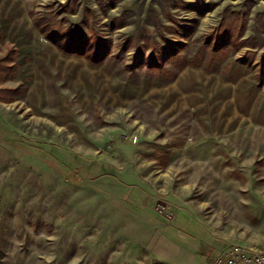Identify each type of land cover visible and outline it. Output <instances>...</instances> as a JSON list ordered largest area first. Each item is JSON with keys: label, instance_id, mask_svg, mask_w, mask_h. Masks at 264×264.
Segmentation results:
<instances>
[{"label": "rangeland", "instance_id": "1", "mask_svg": "<svg viewBox=\"0 0 264 264\" xmlns=\"http://www.w3.org/2000/svg\"><path fill=\"white\" fill-rule=\"evenodd\" d=\"M67 1L0 0V264H210L264 242V0ZM51 10L90 16L105 61L47 39Z\"/></svg>", "mask_w": 264, "mask_h": 264}, {"label": "trees", "instance_id": "2", "mask_svg": "<svg viewBox=\"0 0 264 264\" xmlns=\"http://www.w3.org/2000/svg\"><path fill=\"white\" fill-rule=\"evenodd\" d=\"M72 4H73L72 0H68L65 3L64 7L68 8L69 12L75 13L77 12L76 11L77 9L75 7H71ZM114 7H115V2H112L108 7H106V9L108 8L111 9ZM91 12L93 11L91 10ZM59 15H60L59 10L58 11L51 10V11L43 12L40 15H38V17L35 18L34 23L36 27L45 35V37L50 41H52L63 53L86 57L93 64L103 63L111 52L109 48V42L106 39L105 35L99 33V31L94 27L93 23H90L91 17L84 14L82 19L78 23H72L70 25H66L65 21L67 17L60 18ZM123 16L124 15H120V16L116 15L112 17V21L110 22L112 29H118L127 24ZM171 44L172 43H170V45ZM130 47L131 45L126 39L122 44V48L119 50L120 54L124 55L129 50ZM146 48H147V44L141 45L140 50H138V52L134 55L135 66L137 60H139V57L145 54ZM152 48L153 49L149 54L151 58V61L149 63L150 66L159 64L156 62L157 59L156 50L158 47L152 46ZM141 51L142 54H138ZM238 60L242 63H246L243 57H240ZM189 63L192 62H189L188 60H186V58L183 57L180 67L184 68ZM4 68L5 70L6 68L11 69L10 66ZM257 84L259 87H263L264 77L258 80ZM17 90L18 89L16 88L5 89V91H9V92H17ZM4 100H8V99L4 98Z\"/></svg>", "mask_w": 264, "mask_h": 264}, {"label": "built area", "instance_id": "3", "mask_svg": "<svg viewBox=\"0 0 264 264\" xmlns=\"http://www.w3.org/2000/svg\"><path fill=\"white\" fill-rule=\"evenodd\" d=\"M213 264H264V242L231 243L217 254Z\"/></svg>", "mask_w": 264, "mask_h": 264}, {"label": "crops", "instance_id": "4", "mask_svg": "<svg viewBox=\"0 0 264 264\" xmlns=\"http://www.w3.org/2000/svg\"><path fill=\"white\" fill-rule=\"evenodd\" d=\"M239 71H242V70H241L240 68H239V69H236L235 72H234V74H233V76L238 78V76H237L236 73H237V72L239 73ZM235 74H236V75H235ZM210 264H213V262H210Z\"/></svg>", "mask_w": 264, "mask_h": 264}]
</instances>
